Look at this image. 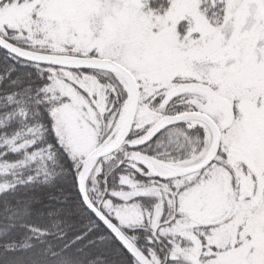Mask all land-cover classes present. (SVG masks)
<instances>
[{
	"label": "snow or ice",
	"instance_id": "obj_1",
	"mask_svg": "<svg viewBox=\"0 0 264 264\" xmlns=\"http://www.w3.org/2000/svg\"><path fill=\"white\" fill-rule=\"evenodd\" d=\"M0 264H264V0H0Z\"/></svg>",
	"mask_w": 264,
	"mask_h": 264
}]
</instances>
